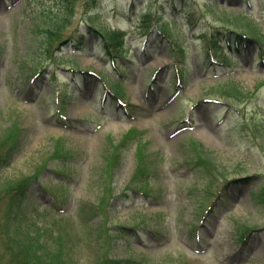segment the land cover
Listing matches in <instances>:
<instances>
[{
  "label": "rangeland",
  "instance_id": "1",
  "mask_svg": "<svg viewBox=\"0 0 264 264\" xmlns=\"http://www.w3.org/2000/svg\"><path fill=\"white\" fill-rule=\"evenodd\" d=\"M145 1L132 11L129 0H76L58 36L87 33L83 49L59 51L55 42L58 57L49 58L38 44L58 0H0V133L17 131L21 142L0 185L33 178L20 200V223L48 229L47 239L63 232L73 264H264V207L252 197L264 198V136L252 133L255 122L264 125L259 50H224L225 70L206 66L199 50L217 29L264 37V0H249L250 9L243 0H191L193 35L179 17L159 16L186 49L179 92L176 78L167 82L166 50L155 41L142 49ZM118 28L133 62L114 83L93 35ZM37 62L42 71L33 85ZM71 68L82 76L77 85L69 82ZM99 75L125 103L123 113L101 103ZM237 86L247 92L241 99L230 96ZM205 98L221 103L206 105ZM201 146L219 164L214 180L189 169ZM8 214L2 203L0 219ZM1 244L0 264H11Z\"/></svg>",
  "mask_w": 264,
  "mask_h": 264
},
{
  "label": "trees",
  "instance_id": "2",
  "mask_svg": "<svg viewBox=\"0 0 264 264\" xmlns=\"http://www.w3.org/2000/svg\"><path fill=\"white\" fill-rule=\"evenodd\" d=\"M76 0H58L57 12L50 18V23L47 30L44 31V36L39 40L38 47L41 49V55L47 57L57 58L55 51L63 49L64 47L73 49H83L87 33L78 34V37L62 39L58 35L63 27L70 24L69 19L72 17L73 4ZM132 5H135L141 0H129ZM158 5H154V0H146L143 2V6L147 8L146 14L142 17V28L146 32L148 41L153 36L155 42L166 50V54L171 58L170 64L166 70L168 81L170 82L174 78L184 79L185 70L188 68V61L184 55L182 45L170 36V29L165 24L159 25L157 23V17L162 12H170L172 17H179L185 25H187L192 33L193 27L196 28V24H192L188 19L191 15L186 9L190 6L191 0H157ZM249 1V0H248ZM249 3V2H248ZM232 16V14H228ZM239 17H246L239 15ZM235 16V17H238ZM158 25V26H156ZM157 27V28H155ZM157 30V31H156ZM93 31L89 29L88 32ZM120 33V34H119ZM96 39V44L99 45V50L106 55L107 59L111 61L121 73L128 67L129 60H125L127 51L124 49V33L118 30H109L104 33L95 31L93 35ZM55 42H58L55 47ZM256 46L259 50L260 66L264 67V37H259L256 34L248 35L246 33H239L234 30H226L224 32L218 31V29L211 34L203 36L201 42V53L205 57L206 62L225 63L227 54L224 50H228L234 53H243L247 47ZM64 57H59L62 60ZM1 59V57H0ZM41 60V58H40ZM38 60V61H40ZM36 73L40 75L39 62ZM122 65H120V64ZM130 63V62H129ZM38 75V76H39ZM37 76V77H38ZM36 78V77H35ZM38 78H36L37 80ZM115 83V82H114ZM113 83V84H114ZM112 84V85H113ZM243 86H237L233 96L236 99H241L247 92L243 89ZM227 94L229 93L226 90ZM249 94V93H248ZM64 97H60L59 102L64 104ZM226 105V101H223ZM206 105H216L213 102H204ZM217 103V102H216ZM230 104L227 103V106ZM120 110V109H119ZM121 112V110H120ZM263 123L255 122L252 130L255 136H264ZM6 134L0 133V171L1 169L9 166L13 159V156L20 150V141L17 131H6ZM197 160L192 165L189 164V169L192 171L204 172V174L211 180L215 177L214 171L220 169L216 157L212 156V152L204 149L202 146L196 150ZM31 177H22L19 180H13L6 182V184L0 185V205L6 203L9 207V214L7 218L0 219V240H2L3 252L9 257L11 264H73L71 257L69 256L66 245H64L65 234L63 232L50 233V238L44 237L48 229H41L35 223L21 224L20 220L24 219L22 210L19 209L20 200L26 196V193L31 187ZM242 179H236L233 182L235 185L240 183ZM208 182V180H207ZM206 182L205 191L210 188ZM263 190V189H262ZM252 197L254 201L264 207V198L262 192L252 191ZM59 205V204H58ZM58 205L52 207L56 211L61 212V208ZM105 222V220H104ZM243 232V231H242ZM250 232V230H248ZM246 231V233L248 234ZM244 234V233H243Z\"/></svg>",
  "mask_w": 264,
  "mask_h": 264
}]
</instances>
